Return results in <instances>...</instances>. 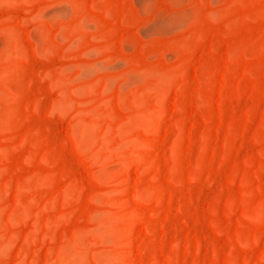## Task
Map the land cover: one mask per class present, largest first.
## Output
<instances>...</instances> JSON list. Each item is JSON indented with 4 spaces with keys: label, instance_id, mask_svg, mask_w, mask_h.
Instances as JSON below:
<instances>
[{
    "label": "rangeland",
    "instance_id": "374dc122",
    "mask_svg": "<svg viewBox=\"0 0 264 264\" xmlns=\"http://www.w3.org/2000/svg\"><path fill=\"white\" fill-rule=\"evenodd\" d=\"M0 264H264V0H0Z\"/></svg>",
    "mask_w": 264,
    "mask_h": 264
}]
</instances>
